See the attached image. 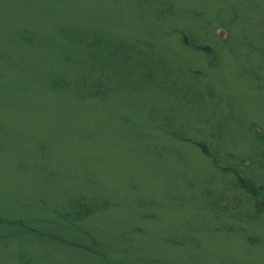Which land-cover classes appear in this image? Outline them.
Here are the masks:
<instances>
[{
    "label": "rangeland",
    "instance_id": "rangeland-1",
    "mask_svg": "<svg viewBox=\"0 0 264 264\" xmlns=\"http://www.w3.org/2000/svg\"><path fill=\"white\" fill-rule=\"evenodd\" d=\"M0 264H264V0H0Z\"/></svg>",
    "mask_w": 264,
    "mask_h": 264
},
{
    "label": "trees",
    "instance_id": "trees-1",
    "mask_svg": "<svg viewBox=\"0 0 264 264\" xmlns=\"http://www.w3.org/2000/svg\"><path fill=\"white\" fill-rule=\"evenodd\" d=\"M85 34H80V33H75V38L73 40H76V39H85L86 40V37ZM84 37V38H83ZM87 41V40H86ZM91 43H93L94 45L90 46V47H96L100 44V41L97 40V39H92V41H90ZM115 48H113V50L111 51V53L113 54H116L117 56L119 55V53H117L115 50ZM98 67L100 68V66L98 65V63L95 62V68ZM94 70V68H93ZM100 73H104V67H102L101 69H98ZM103 85V81L101 80V87ZM250 185L249 183H246V186ZM252 186V185H251ZM75 209H76V212H75V216H82V215H85L87 213V211L89 210V206L85 205L84 203H81V202H78L76 205H75Z\"/></svg>",
    "mask_w": 264,
    "mask_h": 264
}]
</instances>
